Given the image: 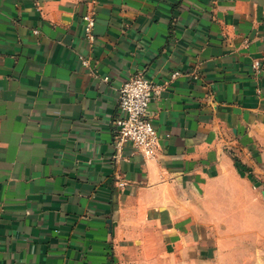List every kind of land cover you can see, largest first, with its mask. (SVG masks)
I'll list each match as a JSON object with an SVG mask.
<instances>
[{
    "label": "crops",
    "instance_id": "obj_1",
    "mask_svg": "<svg viewBox=\"0 0 264 264\" xmlns=\"http://www.w3.org/2000/svg\"><path fill=\"white\" fill-rule=\"evenodd\" d=\"M137 73L158 145L114 157ZM260 187L264 0H0V264H203L264 240Z\"/></svg>",
    "mask_w": 264,
    "mask_h": 264
},
{
    "label": "built area",
    "instance_id": "obj_2",
    "mask_svg": "<svg viewBox=\"0 0 264 264\" xmlns=\"http://www.w3.org/2000/svg\"><path fill=\"white\" fill-rule=\"evenodd\" d=\"M94 24L93 17L86 18L84 30L90 41L94 39ZM259 66L258 61L254 63L255 68ZM179 74L174 71L170 78L174 79ZM163 88V84L153 82L142 73L130 76L120 85L117 91L116 114L111 123L114 157H118L126 146L139 150L143 155H150L156 150L159 136L149 109L150 102ZM120 185L124 183L120 182Z\"/></svg>",
    "mask_w": 264,
    "mask_h": 264
},
{
    "label": "rangeland",
    "instance_id": "obj_3",
    "mask_svg": "<svg viewBox=\"0 0 264 264\" xmlns=\"http://www.w3.org/2000/svg\"><path fill=\"white\" fill-rule=\"evenodd\" d=\"M260 188L259 191L263 195L264 189L260 190ZM263 241V239H260L258 235H254L253 233H243L236 238L235 246L225 245L223 247L226 251L230 248V254L220 256H218L215 252L217 247L214 246L211 241L210 245L208 246L209 253L208 255H206V258L203 259V264H256V262L258 264L260 262L263 263L262 257H264V254H258V249L262 248V246L260 245L263 244ZM164 258L165 257H162L161 260L167 262L168 257L166 259ZM184 260L185 258L183 256H172V264H183ZM145 264L156 263H152V261H150L146 262Z\"/></svg>",
    "mask_w": 264,
    "mask_h": 264
}]
</instances>
